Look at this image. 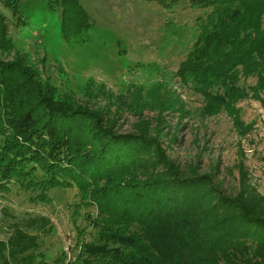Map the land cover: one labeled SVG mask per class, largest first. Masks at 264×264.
I'll return each mask as SVG.
<instances>
[{
	"label": "trees",
	"instance_id": "1",
	"mask_svg": "<svg viewBox=\"0 0 264 264\" xmlns=\"http://www.w3.org/2000/svg\"><path fill=\"white\" fill-rule=\"evenodd\" d=\"M2 1L18 13V0ZM54 1L62 36L79 38L91 25L87 10L79 0ZM189 1L211 9L175 74L203 96V115L225 109L244 135L252 125L236 102L251 97L264 106V0ZM12 51L0 56V190L16 181L47 201L51 189L75 186L81 203L95 206L93 239L80 241L65 264H264V194L243 159L238 189L229 192L215 181L217 165L198 172L197 163L182 166L166 153L161 137L177 134L164 131L172 127L164 112H188L174 90L161 81L132 87L127 106L138 119L121 131L101 107L43 78L27 52L15 49L0 14V54ZM249 76L253 84L239 83ZM145 109L155 116H143ZM38 225L51 227L44 215L28 216L0 238V264H64V257L48 262L39 249L28 229Z\"/></svg>",
	"mask_w": 264,
	"mask_h": 264
},
{
	"label": "rangeland",
	"instance_id": "2",
	"mask_svg": "<svg viewBox=\"0 0 264 264\" xmlns=\"http://www.w3.org/2000/svg\"><path fill=\"white\" fill-rule=\"evenodd\" d=\"M79 1L90 15L91 25L71 40L61 34V6L54 0H18L17 14L0 0V14L15 49L27 52L43 78L56 84L60 93H71L101 107L116 121L117 130H131L138 119L127 106L132 87L147 88L161 81L188 110L164 112L165 124L172 126L164 131L177 134L173 140L166 134L161 137L166 153L182 166L197 163L198 172L217 165L215 181L229 192L238 189L237 162L243 159L250 182L264 194V106L251 97L236 102L240 118L252 125L241 135L225 109L203 115V96L181 84L175 74L211 7L194 6L189 0L170 5L159 0ZM12 53L0 56L7 59ZM255 80L249 76L239 83L246 86ZM88 90L95 96L87 94ZM142 115L153 117L155 111L145 109ZM35 191L16 181L9 183L8 190H0V238L6 239L15 223L26 217L44 215L51 227L28 229L37 233L39 249L48 262L64 257L65 264L79 250L80 241L93 239L95 227L88 215L94 217L95 206L81 203L75 186L51 189L47 201L32 199Z\"/></svg>",
	"mask_w": 264,
	"mask_h": 264
}]
</instances>
